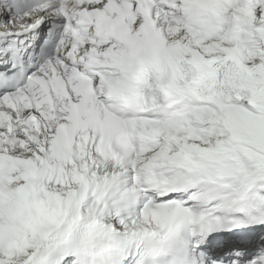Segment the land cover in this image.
I'll return each instance as SVG.
<instances>
[{"label": "snow or ice", "instance_id": "obj_1", "mask_svg": "<svg viewBox=\"0 0 264 264\" xmlns=\"http://www.w3.org/2000/svg\"><path fill=\"white\" fill-rule=\"evenodd\" d=\"M0 264H264V0H0Z\"/></svg>", "mask_w": 264, "mask_h": 264}]
</instances>
